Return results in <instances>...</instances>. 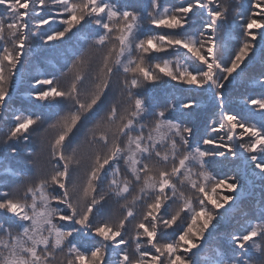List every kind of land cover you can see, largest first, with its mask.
I'll use <instances>...</instances> for the list:
<instances>
[{"label":"snow or ice","instance_id":"obj_1","mask_svg":"<svg viewBox=\"0 0 264 264\" xmlns=\"http://www.w3.org/2000/svg\"><path fill=\"white\" fill-rule=\"evenodd\" d=\"M74 38L71 77L32 76L33 110L12 109L22 69ZM258 45L264 60V0H0V151L57 115L50 170L29 150L35 179L0 191V264H264V211L210 242L244 176L264 186V72L248 111L226 108ZM229 157L241 167L218 176Z\"/></svg>","mask_w":264,"mask_h":264},{"label":"rangeland","instance_id":"obj_2","mask_svg":"<svg viewBox=\"0 0 264 264\" xmlns=\"http://www.w3.org/2000/svg\"><path fill=\"white\" fill-rule=\"evenodd\" d=\"M142 2L146 5L147 0H142ZM172 2V1H170ZM233 6L237 4V0H230ZM243 2L247 3V0H243ZM165 3H169L166 1ZM234 14V13H233ZM231 19V17H230ZM239 29H235L231 32L230 36H225V43L230 52H234L236 50L237 39L239 34ZM82 41L74 40L64 47L56 50L52 49L50 51L41 53L39 55L38 60H34L33 63L24 69H22V75H18L16 77L19 83L12 90L13 94L11 95V100L9 101L10 107L12 109L18 111H32V100L27 95L29 84L28 80L35 75L44 73L54 72L55 75L59 78L62 74L67 73L68 77L72 75L71 69V57L73 52L80 47ZM259 49V45L257 46L256 51ZM57 59L58 63H55L53 59ZM251 60H247L245 63L247 65H251L250 68L246 69L245 72L240 76V83L236 87H230L228 90V101L235 102L237 106L234 107L233 104L227 103V108L235 109L238 107L240 110L248 111L249 109L245 106V101L249 97H256L261 94V90L259 85L256 83L257 79L260 77L261 73L258 70H254V68H263L264 60H260L257 63L254 60L252 65ZM256 61V62H255ZM251 63V64H250ZM256 63L258 64L255 67ZM242 67H244L242 65ZM70 72V73H69ZM243 83L246 87L243 89ZM250 84L252 87H247ZM254 89H259L257 92ZM172 91L167 86L161 87L160 94L163 97L160 100H164L169 93ZM26 107V108H25ZM52 113L44 110V123L42 127L38 129V132L34 135L33 140L27 145H20V153L16 156H12L9 152L0 151V191H9L15 194L18 186H20L23 182V175H17V173H24L28 175H33L36 169H33L32 173L28 172V169L32 166L27 163V152L29 150L33 151L36 155L33 157L37 159L40 166V173L45 174L50 170L48 166V154H47V141L54 137L56 130L51 129L48 125L55 122L57 119V115H54L48 118ZM255 122V121H253ZM45 129H47L45 131ZM0 140H3V133L0 132ZM43 142V146H42ZM241 167L240 162H233L232 158L229 157L227 160H223L216 165L213 166L214 172L220 176H232L237 168ZM241 175L243 173L241 172ZM16 178V179H14ZM33 179L35 176L33 175ZM237 200L235 202V206L229 210L228 216L225 220L221 222L220 227H226L225 223H229V225L224 229V231L219 229L216 233L217 235H221L220 238L215 234L210 238L211 243H224L229 244L228 233L230 232H239L246 228L249 223H255L256 220L253 217H259L261 212L264 211V205L261 204V199L264 197V186H262L260 180L256 177L252 176H244V187L240 189L237 193ZM112 202V203H111ZM123 203V201H120ZM109 205L116 215H119L120 208L119 205L114 200H109ZM227 207V206H226ZM224 211V209H221ZM228 240V241H227Z\"/></svg>","mask_w":264,"mask_h":264},{"label":"trees","instance_id":"obj_3","mask_svg":"<svg viewBox=\"0 0 264 264\" xmlns=\"http://www.w3.org/2000/svg\"><path fill=\"white\" fill-rule=\"evenodd\" d=\"M166 1H168L169 3H170V1H172V0H162V3H165ZM75 40V38L72 40V41H74ZM71 41V42H72ZM70 43V42H69ZM58 49H60V48H58ZM58 49H55V51L56 50H58ZM256 56L253 58V59H251V61L250 62H252V65H254L255 63H253L254 62V60H256L257 61V63H259V61L260 60H262V58H261V54H260V49H258L257 51H256ZM54 60V62L55 63H58V60L55 58V59H53ZM255 61V62H256ZM256 63V65H255V67H257V64ZM251 64V63H250ZM251 67V65L249 66L248 65V67L247 68H245V70L246 69H248V68H250ZM254 70L256 71V70H258V71H260V72H264V67L263 68H254ZM70 72H72V71H70ZM69 72V73H70ZM68 78V75H67V77L65 76V74H62L60 77H59V79H60V82L61 83H65V81H66V79ZM240 80H241V77H238L235 81H234V83L230 86V87H236L237 85H238V83H240ZM244 84H246V83H243V89H245L246 87L244 86ZM247 87H252V86H250V84H248L247 85ZM259 89H254V91H258ZM261 90V89H260ZM161 91V88H159V89H157L156 91H155V93H154V95L156 96V98L157 99H161L162 97H163V95L162 94H160L159 92ZM13 92H14V90H13ZM13 92L11 93V95L13 94ZM260 95V94H259ZM227 103H231V104H233L234 105V107L235 106H237V104L235 103V102H232V101H228L227 100V102H226V108H227ZM32 104H33V102H32ZM203 106H204V108H207V101H205L204 102V104H203ZM26 108V107H25ZM232 110H234V111H236V112H239L238 110H240L238 107H236L235 109L233 108ZM54 115H56V114H51L48 118H50V117H52V116H54ZM201 127H203V125L201 124L200 125ZM14 179H16V178H14ZM112 203V202H111ZM230 223V222H229ZM229 223H225V226L227 227L228 225H229ZM226 227H220L219 229H221L222 228V230L224 231V229L226 228ZM215 235L216 236H218V238H220L221 237V235H217L216 233H215ZM214 238V237H213ZM228 241V240H227Z\"/></svg>","mask_w":264,"mask_h":264}]
</instances>
